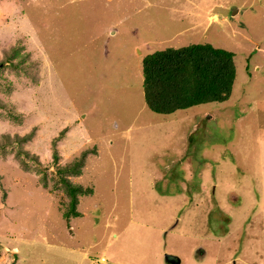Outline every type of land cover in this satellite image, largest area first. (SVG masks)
<instances>
[{
	"label": "rangeland",
	"instance_id": "rangeland-1",
	"mask_svg": "<svg viewBox=\"0 0 264 264\" xmlns=\"http://www.w3.org/2000/svg\"><path fill=\"white\" fill-rule=\"evenodd\" d=\"M202 42L234 53L228 98L150 111L141 58ZM164 252L264 264V0H0V264Z\"/></svg>",
	"mask_w": 264,
	"mask_h": 264
},
{
	"label": "trees",
	"instance_id": "trees-1",
	"mask_svg": "<svg viewBox=\"0 0 264 264\" xmlns=\"http://www.w3.org/2000/svg\"><path fill=\"white\" fill-rule=\"evenodd\" d=\"M232 51L214 47L208 42L165 47L141 58V87L145 106L158 114H170L191 106L221 102L228 98L235 76ZM72 163L57 167L56 171L80 173ZM68 201L65 216L77 215L74 205L79 194H89L90 188L60 177Z\"/></svg>",
	"mask_w": 264,
	"mask_h": 264
},
{
	"label": "water",
	"instance_id": "water-1",
	"mask_svg": "<svg viewBox=\"0 0 264 264\" xmlns=\"http://www.w3.org/2000/svg\"><path fill=\"white\" fill-rule=\"evenodd\" d=\"M175 221L172 222L171 224H169L165 229L164 232H166L168 229H170L173 225H174ZM163 232V233H164ZM164 260L171 262V263H177L179 261V258L177 256H175L172 253L169 252H164Z\"/></svg>",
	"mask_w": 264,
	"mask_h": 264
},
{
	"label": "built area",
	"instance_id": "built-area-1",
	"mask_svg": "<svg viewBox=\"0 0 264 264\" xmlns=\"http://www.w3.org/2000/svg\"><path fill=\"white\" fill-rule=\"evenodd\" d=\"M103 261H104L103 256H98V257L96 258V260H94L93 262H94L95 264H98V263H102Z\"/></svg>",
	"mask_w": 264,
	"mask_h": 264
},
{
	"label": "flooded vegetation",
	"instance_id": "flooded-vegetation-1",
	"mask_svg": "<svg viewBox=\"0 0 264 264\" xmlns=\"http://www.w3.org/2000/svg\"><path fill=\"white\" fill-rule=\"evenodd\" d=\"M166 262L169 263V264H172L171 262H168V261H166ZM230 264H235V262L232 261Z\"/></svg>",
	"mask_w": 264,
	"mask_h": 264
}]
</instances>
